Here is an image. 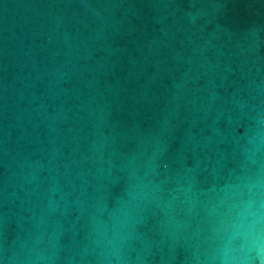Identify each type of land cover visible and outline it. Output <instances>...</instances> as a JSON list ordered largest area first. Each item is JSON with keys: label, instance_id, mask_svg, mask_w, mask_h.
Returning <instances> with one entry per match:
<instances>
[{"label": "water", "instance_id": "obj_1", "mask_svg": "<svg viewBox=\"0 0 264 264\" xmlns=\"http://www.w3.org/2000/svg\"><path fill=\"white\" fill-rule=\"evenodd\" d=\"M0 264H264V0H0Z\"/></svg>", "mask_w": 264, "mask_h": 264}]
</instances>
